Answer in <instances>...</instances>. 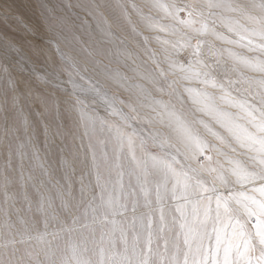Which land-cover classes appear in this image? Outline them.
<instances>
[{"label":"rangeland","instance_id":"obj_1","mask_svg":"<svg viewBox=\"0 0 264 264\" xmlns=\"http://www.w3.org/2000/svg\"><path fill=\"white\" fill-rule=\"evenodd\" d=\"M54 3L75 124L25 71ZM0 259L264 264V0H0Z\"/></svg>","mask_w":264,"mask_h":264},{"label":"clouds","instance_id":"obj_2","mask_svg":"<svg viewBox=\"0 0 264 264\" xmlns=\"http://www.w3.org/2000/svg\"><path fill=\"white\" fill-rule=\"evenodd\" d=\"M59 6L55 3L47 6L48 15L42 14L41 23L43 33L47 37L45 45H42L43 56L38 59L29 58V68L26 76L30 86L33 89L42 90V93L49 94L52 97L51 102L63 107L64 113L69 121L79 122L82 102L84 95L77 89V84H82V78H93L99 76L93 62L80 52L79 49L70 48L66 43V37L63 35L65 27H71L70 18L67 13L56 15L55 9ZM23 49V45L18 46ZM57 49H60L57 52ZM27 55V54H26ZM45 113L48 111V97L38 95ZM91 107V105H90ZM185 155L188 145H184ZM180 151V149H177ZM103 208V203L100 205ZM0 264H5L0 259ZM10 264H19V262H10Z\"/></svg>","mask_w":264,"mask_h":264}]
</instances>
